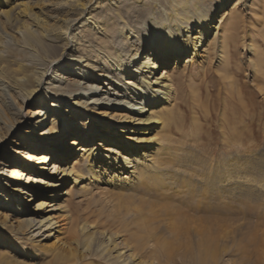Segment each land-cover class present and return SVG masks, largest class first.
<instances>
[{
    "label": "bare ground",
    "instance_id": "obj_1",
    "mask_svg": "<svg viewBox=\"0 0 264 264\" xmlns=\"http://www.w3.org/2000/svg\"><path fill=\"white\" fill-rule=\"evenodd\" d=\"M217 1L219 6L226 5L225 0ZM0 3L1 13H7L8 19L14 17V20L9 22H13L15 26V42L11 45L6 43L8 56L10 58L13 55L11 53L20 56L19 61L15 60V68L2 69L1 62L4 60L2 57L6 53L0 54V100L3 111H6L9 116L7 117L6 113L4 116L0 114V142L13 131L14 122L24 117L21 107L25 103L38 105L33 112V115H36L34 127H38L37 124H43L49 118L48 105L55 107L54 114L58 118L55 121L52 117L50 119L54 124V130H52L54 137L65 135L61 140L56 141L57 139L52 138L53 136L32 133L26 137L28 139L26 145L22 144L23 149H13L15 159L6 161L10 157L5 154L7 155L5 159L0 160L2 222L8 217L7 215L20 213L15 210L16 205L13 207L14 201H18V198L32 200L31 195V198H25L23 194H32L37 188L40 190L60 188L61 183L71 179L74 181L72 188L89 189L91 183L98 180V174L92 171L95 160L89 158L83 170L77 162H73V158L79 156L95 158L98 154V157L107 159V161L104 160L107 168H116L119 173L125 171L123 175L116 174L117 179L110 181L113 184H120L122 188L132 189L138 188L139 185L142 187L152 185L167 191L166 185H173L172 180H175L171 169L180 167L182 164L180 160L170 157L177 153L171 148V141L173 132L179 130L180 124L183 123L185 114L180 109L186 107L187 103L193 109H200L206 121H210L213 117L210 111L217 109L220 104L223 105L226 111L223 110L220 117L224 121L223 125L221 124L224 129L222 133L224 143L221 148L225 154H232V156L223 157L224 161L215 160L216 167L212 168L213 175H210L211 170L205 172L206 181L203 182V186L201 184V188L206 191L201 190L199 194L194 192L190 194L198 196L200 202L209 203L208 207L196 203V206L203 208L200 210L211 214L214 210L219 211L222 216L235 213L237 221L242 219L240 215H237L239 211L231 208L223 196L225 190L229 188L226 187L229 182L242 181L241 177H243L240 172L243 159L235 158L233 154L256 147L258 134H264V123L261 128L253 126L260 120L261 112L257 109L262 105L253 99L254 90H249L246 82L241 79L245 69L237 57L236 49L240 42L238 43L231 35L229 38L225 37L224 31L220 34L222 38L219 39L221 75L217 82L208 80L206 76L200 77L198 70L192 76H198L199 80L192 82L193 84L187 82L190 84L188 85L189 96L187 97L181 91V76L186 74L185 68H190L193 63L190 55L195 57L199 50L205 51L204 43L217 35L216 28L210 31L213 12L212 9H203V0L191 2L190 0H169L166 15L157 20L150 15L143 27L139 25L141 22L139 17H136L139 22L131 18L124 19L125 16L123 18V14L132 4L130 0H39L36 11L20 0H0ZM2 5L7 8L1 9ZM133 17L135 18V12ZM235 23L236 20L232 19L224 25V30L227 26L229 29H235L237 27ZM74 28L76 29L73 31ZM249 45L250 49L254 50L253 54H256L251 66L254 70L253 81L256 88L263 94L261 102L264 104V53L257 57L259 47L255 45L253 39ZM6 50L3 48L4 52ZM98 60L101 61L97 62ZM181 61L187 65H184V69H178V77L175 80L169 64L173 63L174 67L178 65L180 68ZM78 64H80V73L75 75L80 79L76 81L72 80L71 75L65 70L67 67L75 69ZM49 70L54 74L53 77L47 76ZM97 70H99L97 76L95 73H90ZM192 76L190 80H194ZM47 77H50L48 87H51V90L43 86V81ZM61 79L68 80L69 84L66 82L64 86L57 85V89H53V82L61 83ZM207 81H210V84L207 83L203 87ZM78 84L80 87H88L84 94H80L77 90ZM93 86L95 88H92ZM103 86L112 89L111 92L106 90L107 98L111 96L114 99L118 98L114 104H105L113 107L111 110H108L109 106L103 108L97 106L102 103L103 97L93 99L95 96L87 95L88 92H97ZM52 90H55L54 96H49L48 92ZM66 101H69L70 105L82 107L84 111L61 108ZM119 107L124 110H118ZM244 120L246 122H243ZM110 121H116V123L132 121L130 124L132 127L122 124L123 126L116 132L115 128H112L114 132H111L110 127L113 125ZM133 126L142 127L134 128ZM243 127L245 130H242ZM149 129H155L151 139L145 138L143 134L139 135L146 133ZM193 132L198 135L203 132V126L194 122ZM50 139H55V142L50 146L51 150H46L47 153L42 152L37 155L32 152L33 147L35 151L45 149V143H48ZM119 140L120 143H118ZM149 140L154 142L152 151L141 153L136 150L137 142L141 141L143 146H146L145 143H149ZM97 146L102 151L97 152L96 150L99 149ZM34 159H37L35 163H40L36 165V169L32 166ZM50 159L53 160L50 161ZM201 162V164H207L205 160ZM45 176H49L50 179H45ZM229 178L233 179L228 182ZM209 190L210 195L207 194ZM146 191L149 190L146 189ZM69 192L70 190L62 189L49 195L56 197ZM117 193L122 198L131 195ZM176 193L174 192L170 199L160 203L171 213L183 212L180 204L175 201ZM16 194H19L17 199L13 198ZM140 200L150 207L158 202L144 197H140ZM186 200L191 202L189 198ZM43 204L40 202L31 210L32 214L40 216L39 219L28 217V219L19 220L21 222L16 226L12 223L2 224L9 231V239L17 240V234H25L26 241L37 243L65 228H69L73 235L76 234L79 224L74 218L68 222L62 220L58 214H55L59 212V207L53 204L48 209L52 212L43 215V211L40 210ZM211 214L198 218L202 222L201 232H210L212 228H227L229 227L227 220L233 219ZM24 227L26 229L23 231ZM84 227L81 226V229ZM105 238L109 246H112L111 256L109 254L112 264H132L130 260L133 258V253L125 254L126 250H116L117 244L113 242L112 235L108 234ZM200 244L202 251L200 255L197 254L196 263L203 264L204 254L208 250V240H202ZM98 246L102 244L98 243L96 247ZM14 249L17 248L14 247ZM16 253L25 254L21 250ZM3 254L5 253L0 255Z\"/></svg>",
    "mask_w": 264,
    "mask_h": 264
},
{
    "label": "rangeland",
    "instance_id": "obj_2",
    "mask_svg": "<svg viewBox=\"0 0 264 264\" xmlns=\"http://www.w3.org/2000/svg\"><path fill=\"white\" fill-rule=\"evenodd\" d=\"M20 1L25 3V5L33 11H36L39 5V0ZM130 1L132 4L127 12L123 14V18L125 16L124 19L129 20V18H131L135 21L136 17H139L138 19H141L139 23L140 26L142 25L141 27H143V24L146 23L150 15L154 16L156 20L159 17L165 16L168 9L167 4L169 2V0ZM191 1L195 0H190V2ZM225 1L226 5L221 4L219 6L217 0H203V9H212L213 17L210 20V26L212 27L210 31L216 28L217 35L204 43L206 44L205 51L199 50L198 55L195 57L190 55L193 63L190 68H185L184 73L186 74L181 76L180 89L187 97L189 96L188 85L199 80L198 76H192L195 75L198 70L200 73L198 75L200 77L206 76L208 80L214 81L215 83L217 82L216 80H218V77L221 75V70L219 69V39L222 38L220 34L224 31L225 37L229 38L233 36L238 43L240 42L236 49L238 52L237 57L245 69V71L242 72L241 79L246 82L249 90H254L255 94L253 99L262 105V107H258L257 109V111L261 112L260 120L253 125L255 128H261L264 123V104L261 102L263 94L256 88L253 81L254 70L251 66L256 54H253L254 50L250 49L249 43L253 39L255 45L259 47L257 57L261 53H264V0ZM6 8L5 5L1 7V9ZM134 12L135 18L133 17ZM3 13L4 12L1 13L0 11V41L2 40L0 42V52L2 51L0 54L6 53V56L4 55V57H2L4 60H2L1 65L2 69H10L11 67H16V62L20 56H17L15 53H11L13 57L10 56L9 58L8 56L9 52L6 50L7 44L9 43L11 45L15 42V26H13V22H9L10 20L13 21L14 17L12 16L11 19H8L6 17L7 13ZM232 19L236 20L235 24L237 27H235V29L230 27L231 29H229V26H227L224 30V25H227ZM137 20L136 22H139V20ZM75 29L76 28H74L73 31ZM208 34L209 33H207V35ZM3 42L7 44L5 45ZM230 47L232 48L231 45ZM3 48H5L6 52L3 51ZM184 65H187V63L183 61H181L180 68H178V65L174 67L173 63H171V65L169 64L173 79L175 78V80H177L178 69H184ZM200 65H202V67H200ZM75 67V69L67 67L65 72L71 75L72 80L77 81L80 78L75 74L80 73V64ZM98 72L99 70L96 72L91 71L90 73H95V76H97L99 74ZM48 75L54 76L51 70L47 72V76ZM191 76L192 78L194 77V80H190ZM49 78L50 77L44 79V87L50 86ZM210 81H207L203 87H205L207 83L210 84ZM66 82L68 83L66 79H61V83L53 82L52 88L57 89V85L64 86ZM187 82H190V84H187ZM79 85L80 84L77 85V90L80 91V94H84L88 87H80ZM106 87L107 86L100 87L97 92H88L87 94L88 96H95L93 99H96V97L104 98L102 103L97 105L98 107L101 106L103 108L104 106H109L118 100V98L114 99L113 96L107 98L108 95L105 94V92L108 87ZM48 88L50 89L51 87ZM92 88H95V86ZM108 90L111 92L112 89ZM54 91L55 90H52L47 94L49 96H54ZM186 99L187 102H189V99ZM1 106L0 114L4 116L6 111H3V105L0 100V107ZM37 107L38 105L34 103H25L22 105L21 108L24 117L14 122L15 128L13 131L9 132L0 142L1 161L7 156H5V154H8L10 157L6 161L15 159L16 155L13 149H23L22 144L26 145L28 142L26 137H29L32 133L44 134L45 136H53L52 138H56L52 131L54 130V124L50 121L51 117L54 118V121L58 118L57 115L54 114L55 107L48 105L49 118L45 120L43 124H37L38 127H34V124H36V115H33V112ZM61 108H75L79 111H84L82 107L78 105H70L69 101L63 103ZM111 108L113 107L109 106L108 110H111ZM118 110L123 111L124 108L119 107ZM180 110L185 114L183 123L180 124L179 130L173 132L171 141V148L177 153L170 155V157L175 160H180L182 164L180 167L171 169L173 170L172 174L175 180H172L173 185H166L167 191H164V188L154 187L152 185L146 187L139 185L138 188L132 189L126 187L122 188L120 184H113L110 182L113 181V179H117L116 174L119 173V170H116V168H107L106 163H104V160L107 161L106 158L98 157V154L95 158L92 156H85L84 158L80 156L74 157L73 162H77L83 170H85L88 159H94L95 165L92 171L98 174V180L91 183L89 187L90 190H77L74 187L72 188L74 181L68 179L61 183L60 188L57 187L44 190L34 188L35 191H32V194H23L25 198H31V195L33 198L32 200L18 198L19 194L14 195L13 198L17 197L18 201L13 202V207L16 205L14 208L20 213H13L11 216L7 215L8 217L5 218L4 222L1 220L3 217L0 216V254L5 253L0 255V264H112L109 258L111 256L112 246H109L110 244L105 238L108 234L112 235L113 242L117 244L115 245V247H117L116 250H126L125 254L130 252L133 253V258L130 260L132 264H198L196 263L197 254L199 253L200 255L202 251V245L200 243L202 240L206 239L208 240V250L207 252L204 250L203 264H264V134H258L256 140L258 144L256 147H251L242 153L235 152L233 154V157L243 159V164L240 166V172L243 174V177H241L242 181L239 182L235 180L229 182L233 179L229 178V184L226 186L229 188L225 190V195L223 197L227 199L231 208L239 211L237 215H240L242 219L237 221V219H235V213L223 214L224 217L233 218L227 220L229 227L222 229L212 228L210 232H201L200 226L202 222L199 221L198 218L211 213L200 210L203 208L196 206V203H200L199 205H205L206 207H208L209 203L198 201L199 197L196 195L192 196L190 193L194 192L195 194H199L201 190L206 191V189L201 188V184L203 186V182L206 181V178H204V176H206L205 172L211 170L210 175H213L212 168L216 167L215 160L224 161L223 157L232 156V154H225L221 148V145L224 143V136L222 135L224 129L223 126L221 127V124L223 125L224 121L220 117L221 112L223 110L226 111V109H224L223 105H218L217 109L210 111V114L213 116L210 121L204 120L201 110L196 108L193 109L188 103L186 107H182ZM7 117L9 116L7 115ZM193 121L203 126V132L198 133V135L193 132ZM110 122L113 125L110 127L111 132H114L112 128H115L116 132L119 127L123 126L122 124L129 126L132 124V121L126 123H116V121ZM243 122L246 121L244 120ZM133 127L137 128L142 126ZM154 130L155 129H149L146 133H140L139 135L141 136L143 134L145 138L149 137L148 139H151ZM242 130H245V127H243ZM64 136L65 135L57 137L56 141L61 140ZM149 141V143H145L146 146H143L141 141L137 142L136 144L138 145L136 150L141 153L152 151V143L154 142L153 140ZM54 142L55 139H50L48 143H45V149L35 151L33 147L32 152H35L37 155L42 152L47 153L48 150H51L50 146ZM118 143H120V140ZM96 151L99 152L102 150L99 148ZM36 160L37 159H34L32 163L34 169H36V165L40 164L35 163ZM51 160L53 159H50V161ZM97 160L99 162H97ZM202 160L207 161V164H201ZM208 160L210 162H208ZM124 173L125 171H121L119 175H123ZM45 177L47 180L50 179L49 176ZM194 188H196V190ZM62 189L65 191L70 190L69 194L63 193L56 197L49 195L50 193L52 194ZM146 189L149 191L147 192ZM117 192L131 195H129L130 197L122 198ZM174 192H177L175 201L180 204L183 212L171 213L160 204L162 201L170 199L171 194ZM210 192L209 190L207 194L210 195ZM185 196L191 200L190 203L186 200L187 198ZM140 197L158 202L152 204V207H150L147 204H143ZM210 197H212V195ZM2 199L3 197L0 196V203ZM40 202L44 203L40 209L43 211V215L51 213L52 210L48 209L56 205L60 210L58 209L59 212L55 214H58L62 220L64 219L68 222L74 218L79 224L76 234L73 235L68 230L69 228H65L60 231L61 233L55 232L37 243L31 242L30 240L26 241L25 234H22L23 236L17 234V240L9 239V231L6 230L2 224L6 223L8 225L12 223L16 226L21 222L19 220H25L28 219V217L39 219L40 216L32 214L31 210ZM212 214L217 217H223L219 211L214 210ZM191 220H193V222H190ZM81 226H85L84 229H81ZM25 229L26 227H24L23 231ZM97 242L100 243V245L102 244V246L96 247L98 244ZM14 247L17 249H14ZM18 250L25 252V254L20 255L16 253Z\"/></svg>",
    "mask_w": 264,
    "mask_h": 264
}]
</instances>
